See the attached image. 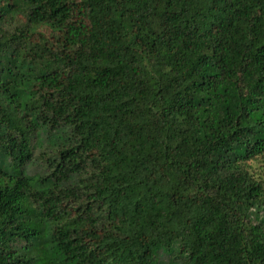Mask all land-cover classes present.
Instances as JSON below:
<instances>
[{"label":"trees","instance_id":"obj_1","mask_svg":"<svg viewBox=\"0 0 264 264\" xmlns=\"http://www.w3.org/2000/svg\"><path fill=\"white\" fill-rule=\"evenodd\" d=\"M0 264H264V0H0Z\"/></svg>","mask_w":264,"mask_h":264}]
</instances>
